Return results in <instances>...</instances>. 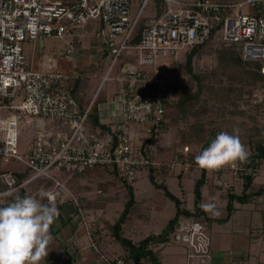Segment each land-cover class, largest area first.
<instances>
[{"label": "built area", "instance_id": "1", "mask_svg": "<svg viewBox=\"0 0 264 264\" xmlns=\"http://www.w3.org/2000/svg\"><path fill=\"white\" fill-rule=\"evenodd\" d=\"M131 5L130 0H0V109L11 112L10 118H0V206L39 182L47 202L63 204L71 197L83 225L90 226L84 202L66 186L73 173L106 168L133 186L143 170L203 171L195 163L202 148L186 145L161 161L155 158L153 143L166 127L173 102L170 65L192 48L215 41L237 49L264 75V0H142L134 14ZM89 21L97 23L99 52L86 68L98 76L100 58L107 59V68L89 103L82 105L73 92L79 72L58 66L35 69L24 43L43 44L46 38L71 34L74 40L65 53L69 60L85 47L79 30ZM112 80L118 88L109 99L118 106L113 111L118 118L103 129L90 116ZM255 95L264 104V81ZM27 128L30 136L24 139ZM262 165L235 166V172L255 176ZM171 241L184 249L186 264H213L205 223L180 219ZM104 260L135 264L125 255Z\"/></svg>", "mask_w": 264, "mask_h": 264}, {"label": "rangeland", "instance_id": "2", "mask_svg": "<svg viewBox=\"0 0 264 264\" xmlns=\"http://www.w3.org/2000/svg\"><path fill=\"white\" fill-rule=\"evenodd\" d=\"M130 1L132 3V14H134L142 0ZM150 10L151 7H148L146 12ZM63 23L67 26L69 25V21L67 20H63ZM96 28L97 23L89 21L83 29L79 30L83 34L85 47L81 48L80 52L73 53L69 60L65 58V53L67 48H69L68 42H73L74 40L71 34L64 39L57 37L46 38L43 44L36 43L33 45L29 41L24 43L25 54L29 63L31 59H34L36 64L40 62L42 65L39 69L54 70L61 61L67 60L68 66L79 72V91L77 90L75 95L78 99L82 98V100H85L84 105H87L91 100L92 94L100 84L103 72L107 68L105 65L107 59L100 58L97 66L98 76L94 77V72L84 66L87 54H98L96 47H92L93 43L90 42V39L95 37ZM223 49H233L238 52L234 47H224L215 41H210L194 56V72L199 75L202 85L201 92L198 95H196L199 89L197 80L193 79L184 70H181V67L185 64V55L181 54L171 63L169 72L174 82L172 90L173 98L171 100L173 102L168 110L166 127L157 136L159 145H154L157 161L168 158L175 151L186 145H189L193 150L201 149L206 143L209 145L220 132L239 135L249 155L256 152L258 143L264 144V104L255 95L257 87L262 84L264 79L255 77L254 72H258L255 64L244 60L242 63H239L231 60L229 56L222 58L221 50ZM167 60L164 58L161 61ZM86 65L88 66V64ZM117 73L118 71L116 70L114 76ZM87 74L92 75L86 77L85 75ZM115 87L118 88V81L116 80L106 83L102 95H108V99L101 106L102 112L106 108L111 110L117 106V104L110 103L111 99H109L113 95L112 91ZM10 117V110L0 109V118L5 119ZM22 133L24 139H26L30 136V129L27 128ZM260 164H264V160ZM3 165L10 167L11 164L3 162ZM235 166L240 168L242 162L238 161L218 171H209L213 173V178L222 180L223 183L218 186L226 188V190L222 191L223 199H226L227 193L230 190L237 191L238 193L242 192L240 182L243 183L244 178L241 175V170H238L237 173L235 172ZM262 167L264 166L262 165ZM153 172L156 181L166 184L171 192L183 201L184 207L188 208L194 204L195 183L201 177L200 174L196 179L192 176V171L184 173L179 171L157 172L154 169ZM199 172L201 173V171ZM84 174H89L88 176L92 178L94 177V184H91L90 180L89 184L85 183L88 187L83 188L81 182L84 179L76 180L77 174L73 173L66 181V186L80 199L84 198L82 192L89 193L88 191L91 190L92 195L98 201L96 211L89 210L86 214L88 221H91L90 226H85L86 230L90 228L89 234L96 231L94 236H96V240H101V247L105 246V248L109 247L112 250H117V254L120 252L118 256H123L125 255L123 253H126V249L114 239L111 226L117 222L129 199L128 189L124 185V180L119 177L118 182L112 179L116 178V175L106 168L95 167ZM149 175L150 171L148 170L138 173V180L133 184L136 204L129 213L124 223L125 226L123 224V234L128 238L132 237L135 241L145 238L152 233H161L166 228L167 222L176 213L175 203L165 195L163 189L157 188L150 181ZM186 176L191 177V180H184L183 177L186 178ZM67 177V174L61 176L63 180ZM231 177H233L235 182L233 179L228 180ZM254 177L257 180L263 181L262 183L257 182V187L259 184L264 186V170H261ZM81 187L83 189H80ZM41 189L40 183L35 182L26 190L27 195L40 198ZM103 197L105 199L109 198L108 202H105L106 204H101V199H103V202L105 200ZM44 200L45 197L42 202L47 204ZM147 203L149 204V209H147ZM57 204L60 203H55V205ZM63 204L65 207H70L69 212L75 216V220L80 226H84L82 218L78 215V207L73 202V199L68 197L67 201ZM183 218L181 217V220ZM52 226L55 225L53 224ZM151 226H155V228L146 235L148 231L145 228ZM141 231H145L143 236L141 234L135 235ZM229 231H232V229H229ZM151 247L158 256L162 255V250L167 252V256L162 257V264H183L184 259L186 261L184 254L180 253L184 249L171 241V235L168 241L156 243ZM63 249L65 250V248ZM64 250L63 252L66 253ZM232 254H234L233 250Z\"/></svg>", "mask_w": 264, "mask_h": 264}, {"label": "crops", "instance_id": "3", "mask_svg": "<svg viewBox=\"0 0 264 264\" xmlns=\"http://www.w3.org/2000/svg\"><path fill=\"white\" fill-rule=\"evenodd\" d=\"M90 42L93 43L92 47H96V52H99L97 38H91ZM92 54L95 55L94 53ZM92 54H87V59L84 61L85 67H88L86 64L89 65L93 61ZM30 64L36 69H39L42 65L40 62L36 64L34 59H31ZM57 66L65 70L72 69L68 66L67 60L61 61ZM83 103H85V100H83ZM105 103L106 102L99 104L98 112L100 122L102 124L109 125V123L118 117L113 115L114 109L110 110L106 108V110L102 112L101 106ZM153 144L155 146L159 145L158 139ZM199 174L201 176L202 172L200 173L192 171V176H194L196 179ZM88 175L89 174H82L75 177L76 180L84 179L81 182L83 188L88 187L85 185V183L89 184L90 180L91 184H94V177L92 178ZM112 179H115L118 182L117 176L116 178ZM183 179L191 180V177L186 176V178L183 177ZM232 179L233 177L229 178L228 180ZM257 182L262 183L263 181L254 178L252 183V189L254 191L264 187L260 184V186L258 185L257 187ZM222 183V180L213 178L212 172L206 171V181L202 186L201 204L202 208L212 218H223L226 215L227 197L226 199L222 198V191L226 190V188L218 186ZM82 187L80 189H83ZM240 189L243 192V183L241 182ZM88 192L89 193L82 192L84 197L82 201L85 204L86 213L89 212V210L96 211V205L98 204L96 197L92 195V191L90 190ZM235 192L238 193L237 191ZM107 200H109V198L105 199L104 202L103 199H101V204L105 203ZM45 201L46 198L44 202ZM56 207L59 209V216L54 222L55 226H51L52 228L50 229L52 245L50 247L48 256L44 261L41 262V264H69V262H71V264H106L104 257L118 256L120 252L117 254V250H112L109 247L105 248V246L101 247V240H96V236H94L95 233L93 232L92 234H89L90 231L86 230L85 226L79 225V223L75 220V216L69 212L70 207H65L64 204H57ZM193 207L194 204L189 206L188 209L193 210ZM147 209H149V204L147 205ZM206 225L212 236V247L214 251L213 264H264V192L260 195L254 196L248 203L235 202V211L227 222L219 223L212 221ZM153 228H155V226L145 228V230L148 231L146 232V235L151 232ZM229 229H232V231H229ZM139 234L143 236L145 231H141L135 235L137 236ZM153 234L154 233L149 235ZM158 234L160 233H155L154 235ZM140 240L135 241L133 239L134 242H138ZM63 248H65V250ZM63 250L66 253H64ZM232 250L234 251V254H232ZM161 252L162 255L159 256V258L162 264V257H166L167 252L165 250H162ZM180 253L183 254L182 251ZM123 254H125V252ZM183 264H186L185 259Z\"/></svg>", "mask_w": 264, "mask_h": 264}, {"label": "clouds", "instance_id": "4", "mask_svg": "<svg viewBox=\"0 0 264 264\" xmlns=\"http://www.w3.org/2000/svg\"><path fill=\"white\" fill-rule=\"evenodd\" d=\"M249 156L239 135L220 132L195 156L196 165L207 171H218ZM16 194L6 205L0 206V264H41L52 245L51 226L59 216V209L49 199Z\"/></svg>", "mask_w": 264, "mask_h": 264}, {"label": "trees", "instance_id": "5", "mask_svg": "<svg viewBox=\"0 0 264 264\" xmlns=\"http://www.w3.org/2000/svg\"><path fill=\"white\" fill-rule=\"evenodd\" d=\"M140 38H141V35L138 36L137 42H139ZM204 45L194 47L190 51H188L185 54V64L181 67V70H184L193 79L197 80L199 84V89L196 92V95H198L201 92L202 85H201V80H200L199 75L194 72L193 58L195 55L199 53L200 49ZM221 54H222L221 55L222 58L229 56L231 60H234L239 63L243 62V58L241 57V54L240 53L238 54V52H236L233 49L231 50L223 49L221 50ZM254 73H255L256 78L264 79V75H262L259 71L254 72ZM78 85H79V81L77 82L75 89L73 91L74 94H76L78 90ZM79 100L81 101L82 98ZM104 102H107V98L101 93L93 104V108H92L93 110L90 116V120L94 126H100L103 129H107L109 125L102 124L100 122V117H99V112H98L99 104L104 103ZM81 103L82 105H84L83 100L81 101ZM208 146L209 145L206 143L202 147V150L204 148H207ZM263 160H264V144L258 143V145L256 146V152L254 154L249 155L247 160L245 162H242V166L245 168H254L258 166ZM153 171L154 169L150 170V175H149L150 181L157 188L163 189L165 195L168 198H170L175 203V206H176V213L169 220L166 228L160 234L149 235L146 238L138 242H134L131 238H128L123 234V224L127 220L129 213L132 211L134 205L136 204L134 188L132 185L128 184L127 182H124V185L128 189L129 199L127 203L125 204L124 210L119 216L117 222L111 226L114 239L118 241L126 249V253H125L126 258L133 260L135 264H161V260L159 256L156 254V252L153 250L151 246L155 245L156 243H163V242L168 241L170 238V235L175 231L176 227L179 225L181 217L193 218L205 224L211 223L212 221H218L219 223H225L230 219L233 212L235 211V202L248 203L254 196L260 195L264 192V187L260 188L257 191H254L252 189V183L255 177L252 174H246L245 171H242L241 175L244 178L243 192L241 194H238L234 191H228L226 215L223 218H212L202 208V204H201L202 186L204 185L206 181V171L207 170L202 171L201 177L197 179L195 183V200H194L193 210L184 207L183 201L179 197H177L173 192H171V190L168 188L166 184L158 183L155 179ZM25 195H27L26 191L23 190L21 193V197ZM95 232L96 231H94V233ZM69 264H71V262H69Z\"/></svg>", "mask_w": 264, "mask_h": 264}]
</instances>
